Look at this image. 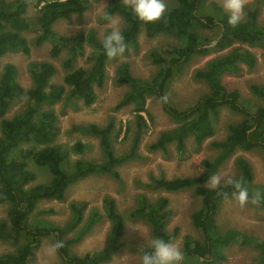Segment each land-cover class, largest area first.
Wrapping results in <instances>:
<instances>
[{
  "label": "trees",
  "instance_id": "obj_1",
  "mask_svg": "<svg viewBox=\"0 0 264 264\" xmlns=\"http://www.w3.org/2000/svg\"><path fill=\"white\" fill-rule=\"evenodd\" d=\"M256 2L264 7V0ZM30 5L31 0H13L12 2L0 0V58L9 53L29 54L30 48L23 37V32L30 26L25 17ZM212 6L217 13L216 19L199 18L196 14V5L191 0H174L173 6L166 10L159 21L145 24L139 21L131 8L120 0H109L104 15L111 17L119 15L123 18L125 26L121 32L125 37L126 45L136 44V37L141 27L144 28L148 38H154L160 34H174L177 38L184 40L181 46L165 50L166 57L154 51L149 53L154 64L160 66L150 82L133 77L128 63L124 62L118 66L117 82L127 84L129 90L117 104V108L132 105L138 118L143 120L141 114H147L146 95L155 96L160 101L159 98L164 95L166 83L172 77L175 68L177 72H181L194 55H206L210 50L220 52L231 48L229 52L211 58L203 68L194 71L193 77L206 83L208 92L201 96L192 107L178 110L168 102L163 104L160 102L163 111L177 123V126L162 133L149 148L166 152V146L174 143L176 153L182 155L186 150V139L189 136H192L196 146L201 145L213 136L212 118L218 115L219 108L222 106H229L231 110L242 114L245 118L228 128L229 133L224 140L213 143L218 152L212 160L202 161L203 172L200 175L171 180L156 179L152 187L167 192L192 189L194 194L201 198L200 209L191 215L193 226L200 234V240L184 241L183 252L187 258L203 264L223 263L226 261L224 250L232 244H238L258 250L254 263L264 264V241L232 229L223 234L216 232L217 204L223 199L217 195V192L230 194L233 190L232 186L222 184L215 190L204 186V182L215 175L223 162L237 149L246 152L254 149L264 151V106L256 110H248L241 105L239 93L229 92L222 84L224 76L236 75L243 66L249 69L254 68L255 56L242 45L264 44V20L262 24H258L257 9H253L246 13L244 21L237 27H231L227 22L228 13L219 7ZM88 7L89 0L39 1L36 17L38 30L35 38L36 45L39 46L48 40L52 41L51 57L59 56L62 47L69 49L71 57L81 54L83 43L88 37L85 39L82 34H78L74 39L60 37L54 33L53 25L59 20H69L75 15H82ZM195 24L202 28H209L216 24L219 28V39L214 46L200 42L194 30ZM89 41L98 46V52L94 55L91 67L71 70L59 85L51 83L56 70L54 65L48 62L28 65L33 86L27 92L17 82L16 68L13 65L6 64L0 70V116L6 112L12 102L22 100L25 95L29 99L20 113L11 119H3L0 123V206H8L6 219L0 220V241L18 245L14 253L0 254V264H30L29 259L42 238L53 235L62 240L68 231L75 229L83 220L82 204H73L74 216L66 227L60 229L51 226H30L27 220L38 202L62 201L71 185L89 176L109 175L117 178L116 168L133 156L132 153L121 156L114 154L110 141L112 124L104 128L88 125L81 127L80 130L98 137L104 160L102 162L76 160L70 170L62 167L65 153L54 145L58 133L55 113L50 109L42 110V107L58 102L65 93L66 87L69 88L70 96L81 101L85 106H91L94 103L95 89L101 88L105 82L108 58L102 43L95 40L92 35ZM235 44L238 46L233 47ZM71 63L70 58L65 60L64 68L71 69ZM253 91L256 96L264 99V86H254ZM143 124L140 123V126ZM28 144H33L34 148H22L23 145ZM82 150L83 145L77 143L75 152L79 154ZM28 158L34 165L46 170L49 175L47 183L31 186L36 175L28 168L26 161ZM237 164L240 166L242 175L236 179H242L248 187L252 180L250 168L243 159H237ZM249 194L251 196L250 191ZM102 202L105 217L110 222L106 246L99 251L87 253L83 257L72 256L68 251L70 244L78 242L99 222L100 214L92 211L81 229L58 251V256L64 264H103L109 262L112 256L123 247L121 238L124 234V219L111 198H104ZM168 205L169 202L164 197L158 198L153 203L140 197L138 208L130 213V216L146 220L154 238H162L166 242L173 241L178 234V229L174 228L171 233L165 230V223L171 214ZM258 206L264 208V200ZM21 238H25L23 243H20ZM150 250V247H147L143 249L142 254Z\"/></svg>",
  "mask_w": 264,
  "mask_h": 264
},
{
  "label": "rangeland",
  "instance_id": "obj_2",
  "mask_svg": "<svg viewBox=\"0 0 264 264\" xmlns=\"http://www.w3.org/2000/svg\"><path fill=\"white\" fill-rule=\"evenodd\" d=\"M4 1L12 2L13 0ZM39 1L41 0H31V5L25 14L30 26L27 31L23 32V37L29 45V54L9 53L0 58V70L6 64L13 65L16 68L17 82L25 92L33 86L32 76L28 71L30 63L48 62L53 64L56 73L52 77L51 83L62 84L64 76L71 70L88 69L93 64L98 46L89 41L91 35L99 43H102L104 36L113 27H119L122 30L125 26L123 18L119 15L112 16L117 22L115 25H111L102 18L109 0H89V7L82 15H75L69 20H59L53 25L54 33L60 37L74 39L78 34H82L85 39L88 37L87 41L83 43L81 54L71 57L69 49L62 47L59 56L51 57L52 41H45L39 46L35 43V38L38 35L36 17ZM120 1L123 3V0ZM191 1L196 5V14L199 18L216 19L217 13L212 5L226 12L222 6L223 0ZM256 1L249 0L245 12L257 9L258 24H262L264 7ZM163 2L167 5V9L174 4V0H163ZM194 30L198 34L200 42L205 45L213 43L219 35V28L216 24L209 28H202L195 24ZM183 42V39L177 38L174 34H160L154 38H148L144 28L141 27L134 46L129 44L122 56L108 59L104 85L95 89L96 97L91 106H85L81 101L71 97L68 87L58 102L51 106L43 105L42 110L50 109L55 113L58 133L54 145H57L65 153L62 165L65 170H70L76 160L89 162L104 160L98 137L80 130L81 127L88 125L104 128L112 124L110 141L114 154L116 156L133 154L129 160L116 168L117 178L109 175H93L82 179L67 189L62 201L44 200L38 202L35 210L28 217L27 221L30 226H51L62 229L69 224L74 216L72 205L82 204L83 220L79 226L63 236L61 241L65 243L70 241L81 229L90 212L95 211L100 214L99 222L78 242L68 246L70 255L83 257L87 253L99 251L106 246L110 222L103 211L102 201L104 198H111L117 211L123 217L124 234L121 238L123 247L112 256L109 262L103 264H139L143 249L149 247L151 239L154 238L146 220L130 216V213L138 208L140 197L152 203L160 197L168 200L171 214L165 223V230L171 233L174 228L178 229V234L172 242L177 243L182 251L184 241L200 240V234L193 226L191 215L200 209L201 198L195 195L192 189L167 192L154 188L152 187L154 180H171L200 175L203 172L202 161L212 160L218 152L213 143L224 140L229 133L228 128L239 123L245 117L231 110L229 106H222L219 108L218 115L212 118L213 136L199 146H196L192 136H189L186 139V150L181 155L176 153L174 143L166 146V152L149 148L162 133L177 126V123L163 111L157 97L146 95L147 114H141L143 120L138 118L132 105L117 108V104L129 90L127 84L117 82L116 70L118 66L126 62L133 77L150 82L159 71L160 66L154 64L149 53L154 51L166 57L165 50L181 46ZM236 46L238 44L233 47ZM242 47L255 56L254 68L249 69L243 66L236 75L224 76L222 84L229 92L237 91L239 93V101L243 107L248 110H256L264 106V99L256 96L253 91L254 86H264V44L242 45ZM230 50L231 48L220 52L210 50L206 55H194L181 72H177L175 68L172 77L165 86L164 94L169 97L168 103L178 110L192 107L201 96L208 92L206 83L193 77L194 71L203 68L211 58L223 55ZM69 58L72 60L71 69H65L63 63ZM28 102L29 99L26 95L22 100L12 102L6 112L0 116V123L3 119H11L20 113ZM140 123L144 124L140 126ZM77 143L83 145V150L79 154L75 152ZM31 147L34 148L33 144L22 146V148ZM237 159L245 160L250 168L252 176L248 185L250 193L260 191L264 194V151L262 149L247 152L237 149L223 162L215 175L222 174L225 179L228 177L237 178L242 175ZM26 161L28 168L36 175L31 186L45 184L49 181V175L45 169L34 165L30 158ZM208 180L204 182V186ZM7 210V205L0 206V220L6 219ZM215 225L217 234H223L232 229L264 241V208L251 203L240 207L230 193L227 200L223 198L217 204ZM53 240L59 239L53 235L42 238L33 256L29 259V263L64 264L58 254L55 257L45 255V247ZM24 241L25 238H21L20 243ZM17 246L0 241V254L14 253ZM224 253L226 261L218 264H255L258 250L253 247L232 244L224 250ZM184 264L203 263L186 257Z\"/></svg>",
  "mask_w": 264,
  "mask_h": 264
},
{
  "label": "clouds",
  "instance_id": "obj_3",
  "mask_svg": "<svg viewBox=\"0 0 264 264\" xmlns=\"http://www.w3.org/2000/svg\"><path fill=\"white\" fill-rule=\"evenodd\" d=\"M249 0H223V8L228 13V24L231 27H237L246 17L245 8ZM123 4L130 7L136 18L145 23H155L159 21L167 10V5L163 0H123ZM111 25H115L116 20L105 14L102 17ZM102 47L108 59H115L122 56L126 51L127 45L125 37L119 27H113L112 30L104 36L102 40ZM160 102L167 103L169 97L167 94L162 95ZM232 186L231 197L235 199L240 207L251 203L259 205L264 200V194L260 191H255L249 194L248 187L244 184L242 179L233 177H225L222 174L210 176L206 187L213 190L218 189L221 184ZM218 196L225 200L229 198L228 192H217ZM64 247V242L61 240H53L45 247V255L48 257H55L58 251ZM150 251L144 252L139 258V264H184L186 259L181 247L172 241L166 242L162 238H153L150 241Z\"/></svg>",
  "mask_w": 264,
  "mask_h": 264
},
{
  "label": "water",
  "instance_id": "obj_4",
  "mask_svg": "<svg viewBox=\"0 0 264 264\" xmlns=\"http://www.w3.org/2000/svg\"><path fill=\"white\" fill-rule=\"evenodd\" d=\"M219 37L213 42L210 44V46H214L216 44V42L218 41Z\"/></svg>",
  "mask_w": 264,
  "mask_h": 264
}]
</instances>
